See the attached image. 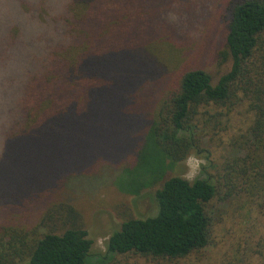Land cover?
<instances>
[{"label":"trees","instance_id":"16d2710c","mask_svg":"<svg viewBox=\"0 0 264 264\" xmlns=\"http://www.w3.org/2000/svg\"><path fill=\"white\" fill-rule=\"evenodd\" d=\"M15 7L0 17V264L186 263L214 244L213 201L233 197L247 202L246 245L223 264H264V0ZM209 17L223 25L212 50ZM209 51L223 66L215 78L195 62ZM227 128L236 154L211 159L191 182L154 176L156 214L125 219L91 261L66 188L129 158L121 171L155 155L163 173Z\"/></svg>","mask_w":264,"mask_h":264},{"label":"rangeland","instance_id":"374dc122","mask_svg":"<svg viewBox=\"0 0 264 264\" xmlns=\"http://www.w3.org/2000/svg\"><path fill=\"white\" fill-rule=\"evenodd\" d=\"M15 9V0H0V17L13 15ZM209 18L212 20V28L209 31V49L212 50L220 47V34L223 25L218 20L219 17ZM210 54V51L206 54L201 53L194 61H198L199 65H202L215 78L223 66L218 64L217 59L211 58ZM236 112L238 111L231 113L234 122L239 119L235 115ZM238 114L241 120L244 119V115ZM225 120V117L221 118L223 125ZM232 132L230 128H227L213 140H207V143L204 144L205 151L199 154L189 153L184 159L163 173L162 170L166 163H161L155 155L148 157L142 163H138L139 165L132 173L121 171L123 167L133 164V160L129 158V161L121 167L115 163L104 164L101 173L96 177L83 179L78 184L79 189H77L78 186L66 188L65 200L79 210L87 236L92 241L91 261L93 262L97 258V254L105 252L108 237L112 232L119 229L120 224L125 219L129 217L146 218L156 214L157 205L154 192L160 182H154V176L162 175L165 178L179 175L185 178L193 172L195 173L194 178L199 176L202 168L208 167L211 159L237 153L234 148L226 143ZM120 183L124 185V188L120 187ZM134 186L137 187V193L133 192ZM128 187L129 191L132 190L131 192L124 191ZM246 204L238 197L224 201H213L210 213L215 222L214 244L208 249L194 253L188 262L181 264H223V262L231 259L237 263V260L244 257L243 246L246 245L244 242L247 237L248 219L243 217L241 211L246 208ZM237 247L238 250H235ZM116 260L129 264H157L151 260L126 257L119 259L116 257Z\"/></svg>","mask_w":264,"mask_h":264},{"label":"clouds","instance_id":"9594fccd","mask_svg":"<svg viewBox=\"0 0 264 264\" xmlns=\"http://www.w3.org/2000/svg\"><path fill=\"white\" fill-rule=\"evenodd\" d=\"M195 173H189L185 178L188 179L190 182L194 179Z\"/></svg>","mask_w":264,"mask_h":264}]
</instances>
